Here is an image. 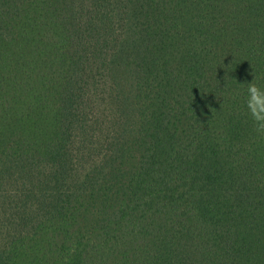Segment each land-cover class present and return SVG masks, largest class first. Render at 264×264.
<instances>
[{
    "label": "trees",
    "instance_id": "trees-1",
    "mask_svg": "<svg viewBox=\"0 0 264 264\" xmlns=\"http://www.w3.org/2000/svg\"><path fill=\"white\" fill-rule=\"evenodd\" d=\"M264 0H0V264H264Z\"/></svg>",
    "mask_w": 264,
    "mask_h": 264
},
{
    "label": "clouds",
    "instance_id": "clouds-1",
    "mask_svg": "<svg viewBox=\"0 0 264 264\" xmlns=\"http://www.w3.org/2000/svg\"><path fill=\"white\" fill-rule=\"evenodd\" d=\"M244 103L257 130L264 131V84L256 82L255 78L248 82Z\"/></svg>",
    "mask_w": 264,
    "mask_h": 264
}]
</instances>
